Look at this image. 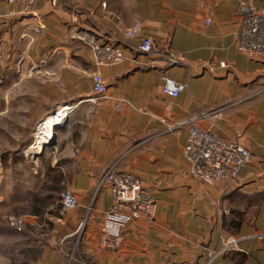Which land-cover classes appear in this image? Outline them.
<instances>
[{"label": "crops", "instance_id": "1", "mask_svg": "<svg viewBox=\"0 0 264 264\" xmlns=\"http://www.w3.org/2000/svg\"><path fill=\"white\" fill-rule=\"evenodd\" d=\"M241 1L264 6V0H0V90L38 82L25 98L34 117L74 105L51 151L33 161L23 193L0 196V264H201L205 247H217L223 235L238 237L239 250L213 264H264V58L237 50ZM135 23L142 25L139 38L124 41ZM79 29L122 45L126 61L96 65L90 48L71 37ZM142 40L153 43L152 53L138 50ZM166 51L179 63L171 64ZM163 75L185 89L167 97ZM113 98L123 101L121 110ZM205 114L201 126L214 124L221 137L237 138L252 152L235 180L209 185L193 177L188 126L169 129ZM112 166L139 176L157 203L155 222L126 224L117 250L100 243L114 200L99 185ZM65 192L77 199L71 210L64 209ZM54 198L58 206L48 200ZM12 216L25 218L22 229L11 226Z\"/></svg>", "mask_w": 264, "mask_h": 264}, {"label": "built area", "instance_id": "2", "mask_svg": "<svg viewBox=\"0 0 264 264\" xmlns=\"http://www.w3.org/2000/svg\"><path fill=\"white\" fill-rule=\"evenodd\" d=\"M17 0H9L14 3ZM239 27L236 34L237 50L247 53L255 58H264V6L255 7L253 4L241 1L239 4ZM5 17L0 11V20ZM211 23V18L207 19ZM142 30L141 23H135L124 31V41H137ZM1 32V27H0ZM71 37L87 45L96 65H117L127 59L124 47L113 42H102L97 35L86 29L75 30ZM138 50L145 54L154 51L150 40H142ZM166 58L171 64L179 63V57L166 51ZM225 67V63H221ZM162 91L169 98L177 97L186 87L168 75H163ZM95 89L99 93L106 91L102 82H97ZM90 101L97 105L98 99L93 97ZM114 107L117 110L123 108V101L113 98ZM169 106V105H168ZM74 110V105H66L56 113H65L67 117ZM208 115H196L184 123H178L169 127L186 124L188 126V140L185 146V156L190 166V174L196 179L216 185L219 181L237 179L240 170L247 165L252 157L251 150L239 139H225L221 137L212 124L203 127L201 119ZM166 122V119H162ZM107 186L114 200L113 205L105 214L100 229V243L103 247L112 250L119 249L123 244V228L126 224L144 220L150 224L155 222L157 203L154 195L147 190L141 178L135 174L110 167L103 175L99 187ZM65 210H71L78 204L72 192H65L62 197ZM11 226L22 229L25 224L23 216H13L9 219ZM84 226L81 223L79 230ZM205 258L201 264H213L215 259L232 251L239 250V238L234 235L221 236L220 243L215 248L205 247ZM70 261L74 255L69 256Z\"/></svg>", "mask_w": 264, "mask_h": 264}, {"label": "rangeland", "instance_id": "3", "mask_svg": "<svg viewBox=\"0 0 264 264\" xmlns=\"http://www.w3.org/2000/svg\"><path fill=\"white\" fill-rule=\"evenodd\" d=\"M38 89V82L29 80L17 87L5 86L0 90V196L3 195L5 201L18 192L23 193L25 175L29 177L33 161L48 155L55 139L54 136L43 151L33 156L27 154L36 140L38 126L45 120V117H34L33 112L25 111L28 104L25 98L29 99ZM48 200L55 206L60 204L59 199ZM3 205L5 211L11 209L10 205Z\"/></svg>", "mask_w": 264, "mask_h": 264}, {"label": "bare ground", "instance_id": "4", "mask_svg": "<svg viewBox=\"0 0 264 264\" xmlns=\"http://www.w3.org/2000/svg\"><path fill=\"white\" fill-rule=\"evenodd\" d=\"M67 118L65 113H54L45 118V120L38 126L36 133V140L30 146L28 153L34 155L43 151L44 145H48L56 133V128L62 125Z\"/></svg>", "mask_w": 264, "mask_h": 264}, {"label": "water", "instance_id": "5", "mask_svg": "<svg viewBox=\"0 0 264 264\" xmlns=\"http://www.w3.org/2000/svg\"><path fill=\"white\" fill-rule=\"evenodd\" d=\"M52 142H53L52 144H54V140H53ZM46 146H47V145H44L43 149H45Z\"/></svg>", "mask_w": 264, "mask_h": 264}]
</instances>
